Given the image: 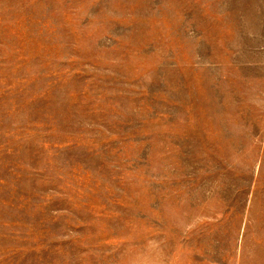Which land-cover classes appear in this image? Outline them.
I'll return each instance as SVG.
<instances>
[{
    "label": "rangeland",
    "instance_id": "374dc122",
    "mask_svg": "<svg viewBox=\"0 0 264 264\" xmlns=\"http://www.w3.org/2000/svg\"><path fill=\"white\" fill-rule=\"evenodd\" d=\"M0 264H264V0H0Z\"/></svg>",
    "mask_w": 264,
    "mask_h": 264
}]
</instances>
